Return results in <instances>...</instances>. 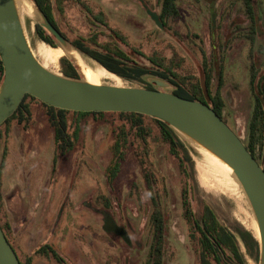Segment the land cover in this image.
<instances>
[{
    "label": "rangeland",
    "instance_id": "374dc122",
    "mask_svg": "<svg viewBox=\"0 0 264 264\" xmlns=\"http://www.w3.org/2000/svg\"><path fill=\"white\" fill-rule=\"evenodd\" d=\"M28 1L34 8V16L32 18L24 16L23 20L30 44L36 51L37 45L44 41L37 33L40 18L34 7L35 3L33 0ZM87 1L95 12L103 9L108 16V23L125 35L133 49L143 53L141 56L132 52L130 46L126 47L125 51L136 60L145 64L146 55L155 53L169 60L174 58L175 50L178 52L181 49L188 57L181 71L184 75H200L198 62L189 47L190 41H194V35H197L204 42L207 53L211 51L210 0H201L200 4L190 1L181 4V17L173 25L174 30L180 33L181 39L171 33L146 35L142 30L150 28L151 24L143 12L132 4L135 0ZM222 2L223 0H218L216 7H222ZM63 11L67 25L74 29H83L84 15L72 0L64 1ZM217 16H220V12H217ZM230 22L223 23L222 33L225 38L232 35ZM188 28L191 31V40L187 35ZM44 44L50 46L46 42ZM251 49L253 52L255 50L264 52L263 30L259 31L254 46L235 41L229 48L230 67L227 77L228 86L232 87L234 92V98L230 102L235 114L231 116V122L243 140L246 139V123L251 118L250 115L246 116L240 112V107L247 104ZM75 52L87 66L107 76L100 77V83L146 86L145 82L126 81L106 71L81 52L77 50ZM178 57L180 59L181 56ZM257 58L261 59L259 53ZM63 59L70 61L68 56H64L58 61L57 66L50 70L63 74ZM190 60L196 66L189 67ZM174 89L170 85L167 91L173 92ZM227 91L232 92L230 89ZM97 126L98 123L91 121L86 129L83 126L79 129L76 138L71 136V139H65L64 135L56 134L54 128L47 125L44 114L39 109L28 132L23 135L16 130L12 135L9 155L5 159L0 182L3 208L11 221L15 248L20 255L32 250L41 241L48 240L52 244L57 242L63 251L69 245L73 264L143 263L150 236L149 191L138 163L131 155L123 164L118 180L110 186L104 174L110 159L109 141L106 138V130ZM186 146L192 158L191 170L194 174L192 199L196 214L199 217L206 206L211 208L219 222L235 236L246 264H258L256 253L255 257L249 255L242 238L245 232L252 236L253 234L245 220L241 219L246 216L252 221L253 216L240 188L230 177L229 187L218 189L217 185H214L215 180L206 173L207 162L204 155L187 143ZM155 161L156 175L160 181L165 182V189L168 191V198L164 200V219L170 237L166 247L169 264H176V261H179V264H197L193 254L188 252L190 254L188 255L183 249L184 247L188 250L190 246L183 245L184 240L187 243L188 239L182 218L179 184L181 177L177 165L163 154ZM203 178L207 180L206 183ZM133 184L138 185V197L130 193ZM105 213L113 215L118 224L128 230L132 244H126L105 231L103 226L108 225L105 224ZM253 238L257 240L254 236ZM60 249L58 250L61 252Z\"/></svg>",
    "mask_w": 264,
    "mask_h": 264
},
{
    "label": "trees",
    "instance_id": "16d2710c",
    "mask_svg": "<svg viewBox=\"0 0 264 264\" xmlns=\"http://www.w3.org/2000/svg\"><path fill=\"white\" fill-rule=\"evenodd\" d=\"M33 1L72 46L99 63L109 72L126 81L145 82V88H153L148 82L149 78H159L166 82L169 80L168 75L163 71L165 68L161 59H149L152 66H146L125 51V48L130 46L127 38L108 23V16L103 9L100 8L95 12L87 0H72L84 15L83 29H74L66 24L63 11L65 0ZM163 6L164 15L168 16L170 12H174L173 0H164ZM37 33L44 42L55 46L52 37L40 25H37ZM133 51L141 56L143 55L135 49H132ZM3 72L0 57V83L3 79ZM63 75L78 77L76 68L67 59H63ZM172 93L185 99L200 101L209 106L203 99L191 96L186 92L174 90ZM220 102L221 100H216L217 104ZM39 109L43 112L47 125L54 128L56 134L64 135L65 139H71V136L76 138L79 129L82 126L86 129L91 121L98 123L99 126L97 127L106 130L110 159L104 174L110 186H113L120 177L122 166L129 155L137 161L142 178L149 191L151 203L148 218L150 256L147 264H163L161 246L166 230L164 200L168 198V191L165 189V182L160 181L156 175L157 165L155 160L160 154L171 158L177 165L181 177L179 184L182 218L186 226L189 246L197 264H246L235 236L219 222L213 210L206 206L201 216L198 217L196 214L192 199L194 185V174L191 170L192 158L185 142L162 120L130 112H75L62 110L26 95L17 111L0 125V179L2 178L1 173L4 170L5 159L9 155V144L12 135L16 130L23 135L28 132ZM212 109L225 122L220 110ZM255 120V116L250 118L246 141H243V143L261 166L255 157V151L259 143L257 139L259 130L254 126ZM130 193L132 196L138 197V185L133 184ZM1 194L2 183L0 182L1 229L8 243L16 252L20 264H32L33 259L27 253L20 255L15 248L11 221L3 208ZM242 238L249 255L255 257L254 253H256V257H258V243L253 236L245 232L242 234Z\"/></svg>",
    "mask_w": 264,
    "mask_h": 264
},
{
    "label": "water",
    "instance_id": "95a60500",
    "mask_svg": "<svg viewBox=\"0 0 264 264\" xmlns=\"http://www.w3.org/2000/svg\"><path fill=\"white\" fill-rule=\"evenodd\" d=\"M34 7L40 18L38 25L53 39L55 46L50 47L57 46L66 53L77 50L36 3ZM149 14L161 27L157 15ZM65 56L76 68L77 78L43 66L28 39L20 1L0 0V57L4 69L0 83V125L17 111L26 95L62 110L130 112L166 122L185 144L230 169V177L243 193L257 225L258 264H264V169L246 149L243 139L212 108L168 92L170 85L161 79H148L155 88L94 84L85 78L73 57ZM107 224L105 230H113L129 242L124 229L112 220ZM0 264H20L1 226Z\"/></svg>",
    "mask_w": 264,
    "mask_h": 264
},
{
    "label": "flooded vegetation",
    "instance_id": "af4514ba",
    "mask_svg": "<svg viewBox=\"0 0 264 264\" xmlns=\"http://www.w3.org/2000/svg\"><path fill=\"white\" fill-rule=\"evenodd\" d=\"M185 1L195 2L198 4L202 2L201 0H173L174 12H170L168 16L164 15L163 12L164 0H135V2L132 4L143 12L146 19L151 24L150 28L148 27L145 28V30H142L146 32V35L152 33H171L173 36L181 39L180 33H178L177 30H174L173 25L181 17L180 7ZM217 1L218 0L209 1L210 53H207L204 42L197 35H194V41H190V52L198 62V69L201 70L199 76L184 75V72L181 71L183 68L182 65L188 58L186 52L182 51L181 49L178 51L179 53L177 50H175L176 54L174 58L169 60H166L164 57H161L156 53L152 55H146L145 65L152 66L149 59H161L165 68L163 71L168 75L169 80L167 83L173 86L175 91L186 92L191 96L201 98L209 104L210 108H214L217 111L220 110V114L228 126L238 136H240L231 122V116H234L235 114L233 111L234 107L230 102L232 101V98H234V92L232 87L228 86L229 79L227 77L229 70L228 68L230 67L229 48L235 41L246 42L251 46L255 45L259 31H264V0H223L222 7L220 6L219 8L216 7ZM149 12L157 15L161 27L156 24ZM217 12H220V16H217ZM226 21H231L230 27L232 31V35L227 38H225L222 33L223 23ZM148 29L150 31H148ZM190 34L191 31L188 28L187 35L190 36L191 40ZM132 49L133 47L130 46L131 51ZM258 53L260 54L261 59L257 58ZM178 56H181L180 59ZM250 59H252V62L250 66H248V94L246 96L247 104L242 103L243 105L240 107V112L246 116L250 115L251 117H256L254 126L259 130L257 136L259 143L257 144L255 157L258 159L264 169V52L262 50H255L253 52V49H251ZM188 65H190L189 67L196 66L192 64L191 60L188 62ZM151 86L155 88V84H151ZM228 89L232 90V92H228ZM218 99L221 100L219 104L216 103V100ZM249 123L250 120L246 123L245 133L247 132ZM243 141L245 142L246 139ZM108 219H111L119 228H122L126 231L129 237V242H126L122 236L113 230L105 231L112 234V236L114 235L118 237L126 244H132L128 230L123 225L118 224L113 215L105 213V224L108 223ZM104 226L103 228H105ZM169 238V231L165 230L164 241L161 246L163 264H169V258L166 252V247L169 244ZM187 239V243L184 240V246H189V238ZM19 245L21 246V244ZM149 247L150 242L147 244V249L142 264H147L149 260ZM60 248L62 247H58L57 242L52 244L48 240H44L41 241V243L35 245L32 250H28L27 253L28 256L33 259L32 264H73L70 259L71 255L69 245H67V249L64 251ZM58 249H60L61 252ZM183 249L188 255H190L188 252L193 254L190 248L187 250L183 247ZM18 250L20 251L19 247ZM175 263L179 264V261H176Z\"/></svg>",
    "mask_w": 264,
    "mask_h": 264
},
{
    "label": "bare ground",
    "instance_id": "6f19581e",
    "mask_svg": "<svg viewBox=\"0 0 264 264\" xmlns=\"http://www.w3.org/2000/svg\"><path fill=\"white\" fill-rule=\"evenodd\" d=\"M19 1H20V8H21L22 16L23 17L28 16L32 18L34 16V8L32 4L28 0H19ZM35 54L37 55L38 59L41 61L43 66L48 69L50 68L52 69L56 67L58 64V61L61 58H63L65 55H69L73 57L78 62L79 66L81 67L85 78L89 82L94 83V84H100V79H101L100 77H107L103 73L97 72L95 69L91 68L90 66H87V63L83 61L75 51L66 53L61 48H58V47L54 48L44 43H39L37 45ZM204 159L207 162L206 167H205L207 169L206 173L215 180L214 185H217L218 189L223 188V187L227 189L231 182L229 180L230 173H231L230 169H228L226 166L222 165L218 161L211 159L207 155H204ZM207 178L209 177L207 176ZM203 181L205 183L207 182L205 178H203ZM243 219L245 220L244 221L245 224H247V226L251 229V233L253 234V236L256 239H259V232H258V228H257L255 221L249 220V218L246 216L242 217L241 220Z\"/></svg>",
    "mask_w": 264,
    "mask_h": 264
}]
</instances>
